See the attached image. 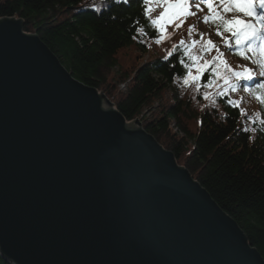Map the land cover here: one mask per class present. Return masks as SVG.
<instances>
[{"label": "water", "instance_id": "water-1", "mask_svg": "<svg viewBox=\"0 0 264 264\" xmlns=\"http://www.w3.org/2000/svg\"><path fill=\"white\" fill-rule=\"evenodd\" d=\"M0 256L11 264H264L172 152L128 128L17 18H0Z\"/></svg>", "mask_w": 264, "mask_h": 264}, {"label": "trees", "instance_id": "trees-1", "mask_svg": "<svg viewBox=\"0 0 264 264\" xmlns=\"http://www.w3.org/2000/svg\"><path fill=\"white\" fill-rule=\"evenodd\" d=\"M143 7L151 9L152 18L163 10L155 4ZM141 13L137 0L128 4L124 0H0V18L20 19L22 31L37 35L74 79L111 98L112 107L126 123L141 116V128L172 152L176 163L236 222L264 260V125L260 123L264 106L243 90L244 85L254 84L217 95L222 80L204 86L211 77V65L201 76L199 91L195 80L185 84L188 70L179 63L183 49L178 47L163 59L172 45H179L181 39L186 45L200 41L191 48L200 64L216 56V49L201 53L203 41L209 38L197 37L195 29L189 35L191 24L186 20L180 27L165 25L167 38L157 44L160 33L148 26V17ZM138 27L146 34L137 32ZM221 47L228 64L242 71L244 65L232 62L229 55L242 58L222 43ZM132 51L150 57L138 66L139 55ZM184 60L191 64L187 57ZM113 68L118 72L114 74ZM191 72L195 75L196 68ZM126 79L125 92H118L116 82ZM166 88L173 89L171 101L159 105L148 118L142 116ZM229 99L235 105L228 104ZM170 118L185 138L172 133ZM0 264L11 263L0 256Z\"/></svg>", "mask_w": 264, "mask_h": 264}, {"label": "snow or ice", "instance_id": "snow-or-ice-1", "mask_svg": "<svg viewBox=\"0 0 264 264\" xmlns=\"http://www.w3.org/2000/svg\"><path fill=\"white\" fill-rule=\"evenodd\" d=\"M129 2L130 0H124L125 4ZM137 2L142 5L141 14L148 17V26L160 33V37L155 41L157 44L167 38L165 25L176 22V27H180L185 18L196 16L199 12H203V7L201 6H206L208 14L203 16L202 22L205 24L209 22L217 24L216 35L223 38V44L232 50L233 54L248 60L255 66L254 68L244 66L242 71L234 70L224 58V53L220 51V48L211 39L203 41L201 53L209 52L215 48L217 55L213 56L211 60H205L203 64H200L198 63L200 58L191 51V48L200 43V41L192 40L191 44L186 45L185 41L181 39L179 45H172V48L163 59L167 60L172 56L173 52L177 51L178 47L183 49V56L180 57L179 63L183 69L188 70L183 77L185 84H188L190 80H195L199 91V81L209 65L212 66L211 77L204 86L208 87L222 80V90L217 93L220 96H223L227 91L235 92L240 87L239 82L241 80L250 81L256 76L264 77V12H256L257 4L261 9H264V0H137ZM152 4L163 9L156 18H152L149 15L150 8L143 7ZM193 7L196 9L195 12L191 10ZM232 11L241 12L245 16L250 17V19L244 20L238 16H233L231 19L226 18V14ZM194 27L189 25V35L192 34ZM137 32L146 34L143 27H138ZM224 32L231 34V41L224 37ZM199 35L203 38L204 33H199ZM184 57H187L191 64L186 63ZM192 67L196 68L195 75H192ZM243 90L253 94L264 106V79L258 80L251 87L244 85ZM204 98H209L207 92L204 93ZM227 103L235 105L236 102L229 99ZM241 113L243 114V110H241ZM260 123L264 125V120H261Z\"/></svg>", "mask_w": 264, "mask_h": 264}, {"label": "rangeland", "instance_id": "rangeland-1", "mask_svg": "<svg viewBox=\"0 0 264 264\" xmlns=\"http://www.w3.org/2000/svg\"><path fill=\"white\" fill-rule=\"evenodd\" d=\"M201 7H203V12H199L196 16L187 17L184 20H186L187 22H189L191 25L195 26L194 29H195L196 36L197 37H199V33H204L205 35H207V37L209 39H211L214 43H218V46L221 47V43L223 44V38L221 36L216 35V27H215V25L213 26L214 23L209 22L208 24H205V23L202 22L203 16L205 14H208V9H207L206 6H203V5ZM191 10L194 11V12L196 11V9L194 7ZM258 11L259 12H264V9H261L259 7V5H258L256 7V12H258ZM233 16H238V17H240V18H242L244 20L250 19V17H247L243 13L238 12V11H232V12H229V13L226 14V18H228V19H231ZM167 25H176V22H173V23L167 24ZM223 35H224V37H227L231 41V34L230 33L224 32ZM233 47H234V42H233ZM223 51H225V50H223ZM130 53L131 54L133 53V54H138L139 55V63H138V66L141 65L143 62H145V60H147L150 57V54H147V53H142V52L140 53V52H137V51L136 52H133L132 51ZM125 55L127 56L128 53H126ZM249 55H251V54L249 53ZM229 58H230V60L232 62L240 63V64H242L244 66H247V67H250V68H254L255 67L248 60H242V59L236 58L233 55H229ZM117 70H118V68H113L112 69V71H113L114 74L118 72ZM260 79H264V77L256 76V77L253 78V80H250V81L241 80L239 82V84H240V87L243 84H247V83L248 84H255ZM122 83H126V87H125L124 90H122L120 88V85ZM128 83H129V79H126L124 81H121V80L120 81H117L116 82V85H115L116 90L118 92H120V93L125 92V90H126V88L128 86ZM240 87H238V88H240ZM103 95L105 96V98H107L111 102V105H112L111 98L107 97L104 93H103ZM172 97H173V89L166 88V90L164 91V93L162 95V98L160 100L154 102L153 105L145 108V110L142 113V116H144L145 118H148L151 115V113H153V112H155V111H157L159 109V105L163 104L164 102H165V104L167 102H170L171 99H172ZM102 105H103L104 108H107L108 107L104 103ZM140 118H141V116H139L137 118L139 122H140ZM126 126L128 128L141 127L140 125L135 124L134 121L127 122L126 123ZM170 130L173 133V130L171 128H170ZM191 143L192 142H189V144H191Z\"/></svg>", "mask_w": 264, "mask_h": 264}, {"label": "bare ground", "instance_id": "bare-ground-1", "mask_svg": "<svg viewBox=\"0 0 264 264\" xmlns=\"http://www.w3.org/2000/svg\"><path fill=\"white\" fill-rule=\"evenodd\" d=\"M258 6V4L256 5V7ZM259 12V11H258ZM260 13V12H259ZM126 87V83H122L120 85V88L122 90H124ZM169 128H171L173 130V133L178 136L179 138H185V133L179 128L176 120H174V118H170L169 120Z\"/></svg>", "mask_w": 264, "mask_h": 264}]
</instances>
